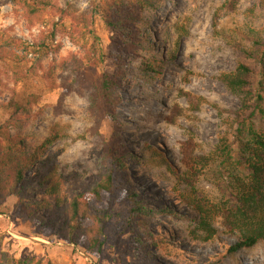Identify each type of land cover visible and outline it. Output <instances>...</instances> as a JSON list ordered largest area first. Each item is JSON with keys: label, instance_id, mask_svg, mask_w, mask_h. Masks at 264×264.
<instances>
[{"label": "rangeland", "instance_id": "374dc122", "mask_svg": "<svg viewBox=\"0 0 264 264\" xmlns=\"http://www.w3.org/2000/svg\"><path fill=\"white\" fill-rule=\"evenodd\" d=\"M106 1L50 0L56 9L85 15L98 39L96 57L103 54L112 58L119 55L118 47L96 9V4L104 8ZM231 1L154 2L152 8L143 11L141 23L136 26L140 47L135 56L123 55L115 68L107 58L94 74L97 77L104 70L119 72L117 98L114 103L92 108L88 91L71 82L78 67L86 69L87 63L86 52L62 31L61 26L70 28L69 20H61L49 11L51 21L28 26L18 6L0 0V36L36 45L42 36L47 38L55 31L52 45L59 47L39 63L33 56L20 63L0 61V125L12 116L9 102L13 101L23 109L18 114L20 122L9 129L24 140L29 150L41 145L51 133L56 135V142L42 150L41 157L49 159L62 175L68 197L88 191L97 182L104 146L118 135L139 160L128 157L126 172L137 190L150 200L151 209L160 204L177 212L178 217L170 219L154 211L142 216L136 225V234L148 245L151 236L172 237L173 249L167 256L158 247L150 249L162 264L218 262L224 253L215 240L190 243L194 214L178 200L186 186L149 158L146 145L157 148L180 168L179 147L188 138L193 139L198 154H207L221 136L231 135L224 123L226 112L235 110L239 100L216 80L236 64L226 38H237V32L249 30L264 37L263 15L256 0H239L235 9H230ZM47 42L51 43L49 39ZM14 52L23 57V53ZM184 94L194 97L193 106L188 105ZM198 99L207 104L196 109ZM26 179H32L31 174ZM194 188L206 197H217L208 177L199 179ZM29 194L35 193L29 190ZM126 211V203L116 198L111 205L113 218L105 226L101 258L96 260L80 247L41 236L19 218L11 200H0V252L15 259L28 257L50 264L132 263L131 236L116 217ZM216 228L223 231L218 225ZM221 237L226 246L235 242L229 236ZM254 252L239 258L246 264H264V245ZM221 260V264H230L228 258Z\"/></svg>", "mask_w": 264, "mask_h": 264}, {"label": "trees", "instance_id": "16d2710c", "mask_svg": "<svg viewBox=\"0 0 264 264\" xmlns=\"http://www.w3.org/2000/svg\"><path fill=\"white\" fill-rule=\"evenodd\" d=\"M9 1L21 9L28 26L51 21L49 11H54L61 20L68 19L70 28L61 26L62 31L67 32L72 43L86 52L87 63L86 69L78 67L71 82L88 91L92 108L104 102L114 103L121 77L118 71L108 70L94 76L109 57L103 54L96 57L98 39L85 15L56 9L50 0ZM156 1L109 0L104 8L96 4L100 18L110 31L111 41L118 47L119 55L109 58L113 68L123 55L126 58L135 56L140 47L136 26L141 23L143 11L152 8ZM238 1L232 0L230 9H235ZM256 3L264 20V0H256ZM262 30L264 33V22ZM237 36L226 38L235 57V67L216 78L239 100L235 110L226 112L228 116L224 123L231 135L221 136L207 154H198L193 139L188 138L179 147L180 168L175 167L157 148L146 145L149 158L186 186L178 200L194 214L190 243L215 240L224 249L218 258L220 261L205 264H221L222 258H228L230 264H246L239 257L250 255L264 245V37L255 30L237 32ZM54 38L55 31H52L49 37L42 36L39 44L27 45L11 37L0 36V61L20 63L33 56L39 63L59 50L58 45H52ZM14 50L23 53V57L16 55ZM184 98L188 105L193 106V96L184 94ZM198 102L196 109L207 104L203 99H198ZM9 107L13 114L7 123L0 125V200H11L19 218L41 236L55 237L80 247L87 255L99 260L105 242V226L113 218L111 205L120 198L126 203L127 211L124 215L116 214V217L131 236L129 255L134 260L128 264H162L150 249L158 247L167 256L173 249L170 244L172 237L151 236V245H148L136 234V225L142 216L154 211L170 219L177 218V212L160 204L155 210L151 209L150 200L128 177L126 159L139 160L132 156L134 154L123 140L116 135L105 144L97 182L88 191L68 197L64 194L62 175L49 159L41 157V151L56 142V135L51 133L41 145L29 150L24 140L9 129V126L15 127L20 122L18 114L23 108L13 101L9 102ZM140 153L144 156L143 149ZM27 174H31L32 179H26ZM203 177H208L217 197H206L196 191L194 184ZM29 190L35 194H29ZM216 225L223 231L219 232ZM221 236H229L235 242L226 246ZM0 264L50 263L28 257L15 259L0 252Z\"/></svg>", "mask_w": 264, "mask_h": 264}, {"label": "bare ground", "instance_id": "6f19581e", "mask_svg": "<svg viewBox=\"0 0 264 264\" xmlns=\"http://www.w3.org/2000/svg\"><path fill=\"white\" fill-rule=\"evenodd\" d=\"M255 253V252H254Z\"/></svg>", "mask_w": 264, "mask_h": 264}]
</instances>
